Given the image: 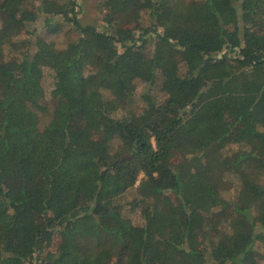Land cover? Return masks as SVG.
<instances>
[{
	"label": "trees",
	"instance_id": "1",
	"mask_svg": "<svg viewBox=\"0 0 264 264\" xmlns=\"http://www.w3.org/2000/svg\"><path fill=\"white\" fill-rule=\"evenodd\" d=\"M99 5L0 0V264H264V0Z\"/></svg>",
	"mask_w": 264,
	"mask_h": 264
},
{
	"label": "rangeland",
	"instance_id": "2",
	"mask_svg": "<svg viewBox=\"0 0 264 264\" xmlns=\"http://www.w3.org/2000/svg\"><path fill=\"white\" fill-rule=\"evenodd\" d=\"M77 1L81 6L80 18L84 24L90 23V24L96 25L100 29H106V25L103 20L104 13L100 9V5H99L101 0H77ZM132 12L134 11H131L130 21L134 22L135 15H133ZM51 21L53 22L54 25H57L59 30H56L51 36L49 35V39L55 40L58 45L62 44V42L66 40L67 38L73 39L77 37V33L75 31H70L68 33H65L68 29H70V25H68V23H66V21L60 16L55 17ZM43 23H44L43 19L36 21L35 27L33 26L32 30H35L37 27L39 28V30H41L42 28H44ZM24 36H26L27 38L29 37L27 33ZM46 70H47L46 72L49 71L48 69ZM45 77H47V80H45L46 87H49L52 84L51 76L49 73H47ZM143 85L144 84H139V87H138L139 91H141V89L143 88ZM143 104L144 102L139 98H137L136 102H134V106L139 110L142 108ZM126 214L137 224H141L143 222L142 218L140 217L139 210L131 211L130 209H127ZM209 228H210V225L205 226V228L203 229L204 231L202 233V236L203 234L210 232Z\"/></svg>",
	"mask_w": 264,
	"mask_h": 264
}]
</instances>
